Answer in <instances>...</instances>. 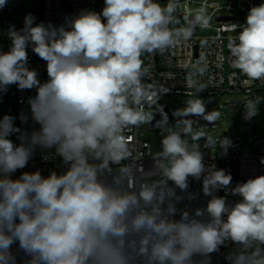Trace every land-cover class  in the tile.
<instances>
[{"label":"clouds","instance_id":"obj_1","mask_svg":"<svg viewBox=\"0 0 264 264\" xmlns=\"http://www.w3.org/2000/svg\"><path fill=\"white\" fill-rule=\"evenodd\" d=\"M7 3L0 0V9ZM176 11L175 0L163 7L155 0H104L101 12L81 11L59 28L34 25L31 13L23 28L9 27L11 47L0 52V94L10 85L35 89L28 103L39 128L29 133L15 125V116L0 119V264H17L16 243L28 257L23 264H211L226 241L238 245L226 257L229 264H264V175L230 187L232 175L206 166L200 145L186 139L202 137L185 117L214 123L216 110L189 99L169 127L160 109L156 126L167 134L147 170L133 158L132 137L124 135L153 121L147 109L159 98L156 86L142 83L143 54L163 53L210 24L200 9L187 27L170 28L180 23ZM237 27L228 38L230 66L245 82L264 81V3L251 7L245 24H233L232 31ZM29 47L46 62L43 83L27 67ZM257 104L244 102L246 120L257 114ZM19 119L25 124L29 117L21 112ZM212 143L222 155L234 146L228 137ZM37 145L55 148L66 170L25 171L13 179ZM202 176V191L211 197L205 208L194 215L179 210L176 189L186 191L189 177ZM220 190L226 195H215ZM229 193L241 199L229 205Z\"/></svg>","mask_w":264,"mask_h":264},{"label":"built area","instance_id":"obj_2","mask_svg":"<svg viewBox=\"0 0 264 264\" xmlns=\"http://www.w3.org/2000/svg\"><path fill=\"white\" fill-rule=\"evenodd\" d=\"M158 1L162 7L169 2V0ZM175 2L177 11L174 15L180 20V23L170 25V28L187 27L194 14L200 9H204L207 16L211 18L210 24L207 28L197 26L189 40H181L163 53L156 51L143 54L141 59L144 61L143 67L147 73L142 77V83L156 86L158 97L203 94L212 96L225 93L240 95V98L236 100H226L219 104L220 109L245 108L244 102L256 101L257 98H261L260 94H264V81L245 82L247 78L240 73V70L232 69L230 66V53L227 44L228 38L235 37L241 30L240 27H237L236 31H232V25L243 26L250 8L261 4L262 0H175ZM103 7L104 0H43L40 22L46 26L51 23L54 27L59 28L66 24V20L72 19L81 11L89 10L99 13ZM220 17L224 18L219 19ZM10 26H15L17 30L21 29L18 11L12 4V0H8L7 6L0 9V52H6L11 47V40L8 36ZM205 66L206 71L201 74L198 69ZM27 67L38 72L37 78L41 83L48 79L46 62L33 53L31 47L28 48ZM188 74H192L190 80L186 79ZM35 94V89L20 91L16 85H10L6 94H0V119L5 114L12 115L16 117L14 123L17 127L26 129L29 133L38 130L39 125H35L31 120L28 103L29 97H33ZM160 109H163V112L168 116V126L174 127L172 111L167 104V99H164L153 109L154 119L151 123L140 125L138 128L133 127L124 133L125 136L132 137L130 145L133 148V158L140 157L136 162L146 170L153 165L151 156L153 153L150 142L146 138V132L152 131L161 137L167 134L156 126V122L162 118ZM21 112L29 117L25 124L20 122ZM185 119L194 121L195 135L202 137L199 140H193L191 137H186V139L190 144L200 145L206 166L224 169L232 175L233 180L230 187H235L237 183H243L249 178L264 175V163H261L264 151L259 150L264 146V138L253 142L254 148L250 152L242 153L243 140L241 136L229 135L228 130L219 132V118L214 123H209L198 116H188ZM253 127L255 126L253 125ZM223 137H228L234 144L233 147L228 148L226 155L221 154L219 145L212 143L220 141ZM9 138L17 145L20 143L15 135ZM206 141H208L207 147L205 146ZM45 156H48L49 159L45 160ZM37 170L41 172L42 176H47L52 171L59 175L66 170V166L63 165L62 158L55 155V148L45 149L37 145L26 168L18 170L12 178H18L25 171L34 172ZM202 179L203 176L201 181L189 177V188L186 191L176 189V194L182 197L176 205L179 210H186L190 215H194L196 209L205 208L211 197L204 195ZM189 195L194 198L189 200L187 198ZM215 195L225 196L226 194L220 190ZM226 199L229 205H234L241 198L229 193ZM237 248L238 245L226 241L218 252L211 254V264H229L226 257L235 252ZM11 250L17 257V264H23V261L28 258L19 249L18 243L13 244Z\"/></svg>","mask_w":264,"mask_h":264},{"label":"rangeland","instance_id":"obj_3","mask_svg":"<svg viewBox=\"0 0 264 264\" xmlns=\"http://www.w3.org/2000/svg\"><path fill=\"white\" fill-rule=\"evenodd\" d=\"M159 2L158 0H155ZM160 4V2H159ZM19 16V13H18ZM261 98H257V114L253 116L250 120L244 118L245 108L228 110L220 109L219 104L224 103L226 100L232 101L240 98L237 93H225L222 95H192V96H181L174 95L170 97L162 96L159 97L157 103L152 106V108L147 109L153 111L155 106L167 99V104L172 111V114L177 110L186 107V101L189 99L200 98L205 102L206 111L216 110L219 113V132L223 130H228L229 135H240L243 140L242 153L250 152L253 147V142L256 140L264 138V94H260ZM257 97V96H256ZM174 117V126L177 123L178 118ZM253 125L255 127H253ZM146 138L149 140L151 145V151L153 154L160 150L161 136L157 135L155 132H146ZM251 137V139H249ZM259 150L264 151V146L260 147Z\"/></svg>","mask_w":264,"mask_h":264},{"label":"trees","instance_id":"obj_4","mask_svg":"<svg viewBox=\"0 0 264 264\" xmlns=\"http://www.w3.org/2000/svg\"><path fill=\"white\" fill-rule=\"evenodd\" d=\"M264 3V0H262ZM12 4L18 10L20 28L24 26L25 16L31 13L34 17V25L41 23L43 0H12Z\"/></svg>","mask_w":264,"mask_h":264},{"label":"water","instance_id":"obj_5","mask_svg":"<svg viewBox=\"0 0 264 264\" xmlns=\"http://www.w3.org/2000/svg\"><path fill=\"white\" fill-rule=\"evenodd\" d=\"M18 11V10H17ZM221 18H224V17H220L219 19H221ZM225 18H227V17H225ZM233 243V242H232ZM234 244V243H233Z\"/></svg>","mask_w":264,"mask_h":264}]
</instances>
